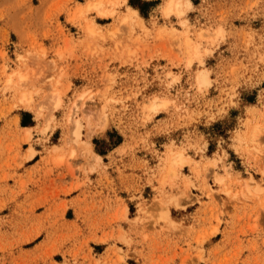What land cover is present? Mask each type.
<instances>
[{"label": "rangeland", "instance_id": "obj_1", "mask_svg": "<svg viewBox=\"0 0 264 264\" xmlns=\"http://www.w3.org/2000/svg\"><path fill=\"white\" fill-rule=\"evenodd\" d=\"M88 2L0 0V264H264L258 153L219 143L264 121V0H198L188 28L156 16L163 0H131L142 23L127 25L124 14L81 16ZM216 28L230 42L203 67L222 62L224 74L190 95L189 74L201 66L181 68L184 34L203 31L210 46ZM13 71L29 77L17 85L30 94L28 108L6 83ZM169 73L179 77L172 87ZM53 92L63 93L58 109ZM84 92L93 99L79 101L77 139L65 117ZM154 98L173 103L146 112ZM87 116L109 124L102 136L89 135ZM176 150L192 162L164 180Z\"/></svg>", "mask_w": 264, "mask_h": 264}, {"label": "snow or ice", "instance_id": "obj_2", "mask_svg": "<svg viewBox=\"0 0 264 264\" xmlns=\"http://www.w3.org/2000/svg\"><path fill=\"white\" fill-rule=\"evenodd\" d=\"M159 2V0H158ZM198 2V0H163V3H160V7L156 10V16H163L165 20L169 17L175 16L178 20V23L181 27L188 28L190 25L188 24V18H187V12L190 10H194L195 4ZM125 9H127V12L125 13ZM95 13L96 15L100 17H109L113 20H115L118 16L121 14L123 15V19L119 21L120 24L127 25L129 23V20H134L137 18V13L135 10L131 7V0H89V2L86 5L82 6V10L80 11L81 16H86L88 13ZM199 27V25H197ZM172 31H176V29H172ZM196 36L197 38L194 39L193 37ZM206 39L204 32L200 31L198 33H192L187 32L184 34V41L181 44V48L186 47L187 51V59L185 63L181 64V68L187 67L190 70V73L193 69L196 68L197 65H200L201 68L199 71L196 72L195 76L192 77L191 74H189V82L192 84V88L189 89V93L191 95L192 92H195L197 96L201 94H206V89L213 87V81L211 79V76L214 74L223 75V65L222 62L217 64L214 68L209 70L206 67H203L206 63V57L212 55V51L215 49V47L218 44L221 43H228L230 41L226 38V33L224 32L223 28H216L215 29V35L213 36L211 33H209L207 39L211 41L210 46H206L203 41ZM262 51H264V45H262ZM21 60L23 57L20 58ZM208 63H211V61H208ZM233 74L237 75L239 77V71H237L236 68L232 69ZM170 77V83L169 87H172V84L175 83L177 80H179V77H174L172 73H169ZM14 78H16L15 82L20 87H27V81L29 79L28 76L24 75L23 73H17L12 72L10 76H8L7 84L12 85L14 82ZM255 83V82H253ZM260 88H261V97H262V103H264V75L260 76ZM45 95H47V91L44 92ZM34 95H39V93H34ZM63 93H52V102L55 105V108H60L62 106V101L58 98L59 96H62ZM71 95V94H69ZM232 97L233 104L232 106H235V88L232 90V92L229 94ZM74 99L77 101V103H71L70 104V111L67 112L65 120L71 130V128H75V134L77 136V139H79L81 129L83 127L82 120L79 118V101L84 100H91L93 99V96H89L87 92H84L82 95H77L74 97ZM173 101L165 99L162 103L159 98H154L151 101V108L149 109L148 104H145V111H150L151 113H155L157 111H162L169 107L170 104H172ZM218 106L221 108V111L223 112V109L225 108V105L221 104L219 101L217 102ZM43 111V108L41 109ZM87 111V109H86ZM249 111H253V109H249ZM264 111V109H262ZM215 110H213V113ZM59 115V113H57ZM215 115H213L210 119H216ZM86 119L89 121L88 127L90 129L89 135H103L104 130L109 127V124L105 122V120L102 118L99 121H94L92 116H87ZM148 119H151V115L148 116ZM155 122V121H153ZM51 125V121H49V126ZM227 127L231 128L232 125L228 124ZM49 130V127H46L44 129L45 132ZM112 135H115L113 133ZM119 143V139H116L112 141L109 144H105L103 141L97 146L96 151L103 152L108 148L115 147L116 144ZM220 146L221 147H227L229 143H231V146L236 149V151L239 153L242 149H244L246 146L248 147V154L252 155L253 153H258V157L260 160V168L261 173L264 175V121L261 122V124L253 130L250 134L246 133L244 125H241L239 128L236 129V132L231 137V140L227 139H220ZM257 143L260 144L259 148L252 147L256 145ZM203 149V143H201V150ZM117 151H120V149H117ZM211 150L209 149V152ZM219 151V150H218ZM73 155H76L75 152L72 153ZM181 157L183 156V153L179 154ZM227 155V153H225ZM97 160L100 159V157H96ZM182 162V161H181ZM219 164V160H210L208 162L207 167L208 168H217ZM227 171V169L225 170ZM217 184H224L226 181L225 179H221L220 177H217L216 180ZM262 185H264V181H262ZM195 186V185H191ZM179 207V205H177ZM163 219V217H161ZM260 223L262 226H264V212H262Z\"/></svg>", "mask_w": 264, "mask_h": 264}, {"label": "bare ground", "instance_id": "obj_3", "mask_svg": "<svg viewBox=\"0 0 264 264\" xmlns=\"http://www.w3.org/2000/svg\"><path fill=\"white\" fill-rule=\"evenodd\" d=\"M135 12L137 13L136 10H135ZM137 21L138 22H141V17L139 18L138 15H137ZM85 30L87 32H90L91 33L93 31V24L92 23L91 24H88V26L86 27ZM7 79H8V77H7ZM7 79H6V83H7ZM11 87H13L15 90L17 89V92L16 91L15 92H16V102H17L18 105H20V106H22L24 108H28L30 105H32L31 104V97H30L29 92H27L26 90H20V87L18 88L17 83L15 82V80H14V82H13V84H12ZM163 101H164V99H162L161 103ZM151 106L152 105H150L149 108H151ZM82 108H83V104H82ZM259 125L260 124L258 123L257 125H254L253 127L251 126L250 129H248L249 134L253 130H255ZM170 153L172 154V155H170L171 156L170 164H169L170 167H169V170L167 172H165V174H164V180H166L168 177H170V178L174 177L175 172H176V169H175L176 167L178 169V168L183 167L184 165L190 164L192 162L191 157L188 156V155H185L181 150H176V151L170 152ZM180 153H183V156L182 157L179 155Z\"/></svg>", "mask_w": 264, "mask_h": 264}, {"label": "crops", "instance_id": "obj_4", "mask_svg": "<svg viewBox=\"0 0 264 264\" xmlns=\"http://www.w3.org/2000/svg\"><path fill=\"white\" fill-rule=\"evenodd\" d=\"M26 132L28 133V131H26ZM194 228H196V227H194ZM187 234L191 236V235H194V232H192V230H188V231L183 232L184 237H187Z\"/></svg>", "mask_w": 264, "mask_h": 264}]
</instances>
